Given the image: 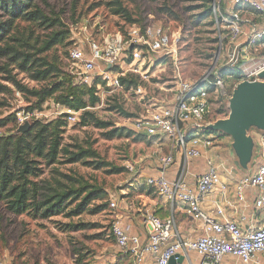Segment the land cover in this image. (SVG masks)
Masks as SVG:
<instances>
[{
  "label": "rangeland",
  "instance_id": "374dc122",
  "mask_svg": "<svg viewBox=\"0 0 264 264\" xmlns=\"http://www.w3.org/2000/svg\"><path fill=\"white\" fill-rule=\"evenodd\" d=\"M57 13H65L63 19L69 27H81L88 21L100 23L107 27V32L125 31L130 23L117 17L104 0H46ZM133 20L141 26L156 24L171 32H179L181 45L176 59L158 57L151 70L149 82L142 77H134L143 93L137 91H115L106 96L100 95L101 103L92 110L98 120L111 124L122 123L132 130L120 112L113 106H120L126 113L135 116L133 120L142 118L147 107L161 105L170 96V88L174 78L195 80L209 74L217 66L222 68L227 96L219 93L214 99L215 122L227 119L230 115V100L236 86L243 78L261 72L264 69V50L252 49L251 60L247 66L237 70L231 68L225 60L227 51V21L234 9L232 0H120ZM211 9V15L205 13ZM244 18L255 22L257 15L249 8L241 9ZM91 35L97 32L91 29ZM248 31V30H246ZM73 36V35H72ZM244 42V38L241 40ZM70 47H57L49 53L51 59L56 58L62 69L74 82L76 72L67 60ZM227 56V55H226ZM241 71L238 79L233 73ZM232 73V75H231ZM253 77L252 79H254ZM19 79L29 88H39L40 84L33 82L26 75L20 74ZM167 90V91H166ZM35 101H28L13 90L0 95V119L17 117V122L10 123L0 130V136L15 134L21 126L35 121L50 122L64 114V107L55 100H49L41 109L31 112ZM29 116L24 124L20 118ZM131 119V118H130ZM68 122V121H67ZM105 131L93 125H84L82 120L68 122L64 144L75 150L77 146L92 147L99 155L100 161L109 164L108 167L96 169L82 163L67 165L57 164L45 167L43 178L54 181L58 178L66 182L65 175L81 179L92 186L102 189L106 198L104 201L92 203L88 211L73 219L63 216L51 220H33L27 215L17 216L5 210L0 204V262L5 264H135L133 260L123 257L112 235V224L120 209H112L111 204H122L136 198L137 193L150 194L156 197L153 190L146 185L148 176L154 174V168L162 155L168 153L167 146L155 139L143 137L140 140L134 135L130 138L108 140ZM203 137L214 136L219 140L220 154L229 155V142L233 139L227 135L206 134L198 131ZM222 133V132H221ZM224 134V133H222ZM223 141L220 144V141ZM216 144V145H217ZM230 162L234 158L229 157ZM237 159V158H236ZM94 160V159H89ZM88 160V161H89ZM97 160V159H96ZM251 164H249L248 168ZM139 169L136 174L129 167ZM122 169L121 173H116ZM115 172V173H114ZM134 184V186H132ZM107 204L105 211L92 213L94 207ZM70 223L83 224L85 229L69 231ZM195 255H192V260Z\"/></svg>",
  "mask_w": 264,
  "mask_h": 264
},
{
  "label": "built area",
  "instance_id": "2783aa9c",
  "mask_svg": "<svg viewBox=\"0 0 264 264\" xmlns=\"http://www.w3.org/2000/svg\"><path fill=\"white\" fill-rule=\"evenodd\" d=\"M232 3L234 9L227 21L228 47L225 60L231 68L240 69L251 60L252 49L264 50V0H232ZM243 8L251 9L258 20L252 22L244 18ZM245 27H248V31ZM91 29L97 33L91 35ZM70 30L73 36L67 60L72 64V71L76 72L73 83L89 88L95 86L99 97L115 91L134 90L143 93L138 82L127 89L122 80L142 77L149 82L157 58L176 59L181 45L179 32H171L156 24L141 26L135 23L124 32H107L104 25L88 21L87 25L81 27L80 33L73 26ZM243 38L244 42H241ZM222 72V68L217 66L199 79L175 77L174 85L170 88L171 96L166 101L147 107L142 118L133 121L134 118H126L133 125L131 129L134 132L162 144L165 142L168 149V153L159 158L155 166L156 173L147 177L146 185L171 205L184 204L186 214L203 226V235L186 240L178 234L174 218L163 219L148 212L143 219V239L133 234L129 227L122 226L115 216L112 235L116 245L121 253L130 256L138 264H143L148 256L154 259L155 264H170L172 259L175 264H183L179 262V256L184 261H190L192 253L199 258V264H224L227 257L239 260L242 264H252L257 262L259 255L264 254V225L245 232L235 222L218 221L203 210L202 202L206 196L218 188L222 191L227 188L222 185L219 167L213 160L209 159L207 170L197 176L196 187L190 186L186 179L188 162L201 159L204 150H210L217 144L216 137H203L198 131L206 133L205 126L215 123L213 108L216 96L223 92V96H227ZM259 74L256 72L239 82L259 81ZM63 112L70 123L80 120L81 112L68 108H64ZM29 118H20V123L24 124ZM123 127L122 123L115 124L117 129ZM256 149L263 163L257 171L239 182L236 196L243 202L246 188L257 189L255 209L263 211L264 132L258 136ZM179 155L183 157L185 165L177 177L171 180L168 173ZM129 169L131 172L136 170V174L139 172L133 166ZM110 206L112 209L119 208L116 203ZM218 214L223 215V212L218 210Z\"/></svg>",
  "mask_w": 264,
  "mask_h": 264
},
{
  "label": "trees",
  "instance_id": "16d2710c",
  "mask_svg": "<svg viewBox=\"0 0 264 264\" xmlns=\"http://www.w3.org/2000/svg\"><path fill=\"white\" fill-rule=\"evenodd\" d=\"M104 1H110L107 7L115 16L124 18L130 25L137 23L120 0ZM211 12L209 9L205 17ZM64 14L57 13L46 0H0V95L17 91L28 101H35L31 112L41 109L49 100H55L64 108L81 112L80 121L105 131L108 140L134 135L138 140L146 137L126 127L117 129L114 124L98 120L92 111L101 103L96 87L74 85L58 60L49 57L55 48L72 45L71 30L63 19ZM20 74L42 86L29 88L19 79ZM233 75L239 81L241 71H235ZM122 83L129 89L137 84V80L124 79ZM112 109L125 118H135L118 105ZM67 117L63 114L50 122L35 121L25 133L19 129L15 134L0 136V204L9 213L27 215L33 220H51L60 216L73 219L86 213L92 203L105 200L102 189L81 179L67 175L66 182L43 178L45 167L57 164L82 163L96 169L109 166L100 161L91 146H77L75 150L65 146ZM17 121L16 116L0 119V130ZM122 171L117 169L116 173ZM106 208L107 204H100L92 213H101ZM66 229L79 231L85 226L70 223Z\"/></svg>",
  "mask_w": 264,
  "mask_h": 264
},
{
  "label": "crops",
  "instance_id": "0c3cea01",
  "mask_svg": "<svg viewBox=\"0 0 264 264\" xmlns=\"http://www.w3.org/2000/svg\"><path fill=\"white\" fill-rule=\"evenodd\" d=\"M248 30V27H245ZM260 130L252 129L249 133L254 139L255 148L252 163L248 170H244L238 161L233 149L232 144L229 142L231 151L229 157L234 158V162H230V159L226 154H220L219 145L217 144L210 150H204V156L195 161H189L187 164L186 179L190 186L196 187L197 176L204 173L207 170V161L213 160L219 167V173L221 175L222 185L226 186V190L222 191L221 188L216 189L213 193L206 196L202 202V208L210 216L218 221H232L235 222L243 229L248 232L252 229L259 228L264 225V210L258 211L255 209V200L257 197V189L246 188L245 189V200L240 202L236 196V187L239 182L257 171L258 167L262 165L263 161L260 155L257 153L256 144L260 134ZM229 137V136H228ZM232 139V138H231ZM219 142V140H218ZM217 142V143H218ZM224 140L220 141V144ZM184 159L181 155L176 158L174 167L169 171L168 177L174 180L180 171L184 168ZM156 170L154 168V174ZM152 174V175H154ZM151 176V175H150ZM134 186V184H132ZM119 204L121 212L116 213V219L124 227H129L133 234L140 235L145 239V230L143 227L144 215L148 212H153L163 219L174 218L176 222V228L178 234L186 240H194L203 235V226L199 221H194L185 212V205L177 203L171 205L165 199H162L156 194V197L150 194H144L141 192L137 193L136 198L131 199L130 202L123 201ZM218 210L223 212V215L218 214ZM123 257L129 258L135 262L130 256L124 255ZM192 254H190V261H184L183 264H199V258L195 255V259L192 260ZM143 264H155L154 259L148 256ZM224 264H242L239 260L227 257ZM252 264H264V254L258 256V260Z\"/></svg>",
  "mask_w": 264,
  "mask_h": 264
},
{
  "label": "water",
  "instance_id": "95a60500",
  "mask_svg": "<svg viewBox=\"0 0 264 264\" xmlns=\"http://www.w3.org/2000/svg\"><path fill=\"white\" fill-rule=\"evenodd\" d=\"M30 124L21 126L25 133ZM209 132H222L233 139L232 149L240 166L248 170L254 156L255 142L249 135L252 129L264 132V70L259 74V81L241 82L234 90L230 100V115L227 119L208 124L204 128ZM179 262L184 258L179 256ZM170 264H175L172 259Z\"/></svg>",
  "mask_w": 264,
  "mask_h": 264
}]
</instances>
